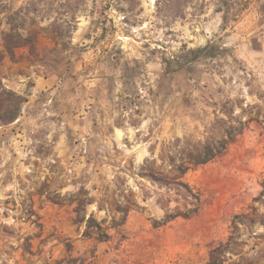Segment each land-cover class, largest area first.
<instances>
[{
	"label": "rangeland",
	"instance_id": "374dc122",
	"mask_svg": "<svg viewBox=\"0 0 264 264\" xmlns=\"http://www.w3.org/2000/svg\"><path fill=\"white\" fill-rule=\"evenodd\" d=\"M216 8L0 0V264H264V0Z\"/></svg>",
	"mask_w": 264,
	"mask_h": 264
},
{
	"label": "trees",
	"instance_id": "16d2710c",
	"mask_svg": "<svg viewBox=\"0 0 264 264\" xmlns=\"http://www.w3.org/2000/svg\"><path fill=\"white\" fill-rule=\"evenodd\" d=\"M214 3H217V8L215 9V12L217 14L222 15V20L224 22V25L231 23V22H237L241 16L244 14V12L248 9L250 0H211ZM19 101V104H22L24 102V99L22 97H19L17 99ZM19 114V108L16 107V111L13 112L11 109H8L6 112V115L4 117H0V122L3 124H8L11 122H14L18 118ZM234 140V131H228L225 135V137L219 141H217L213 146L206 147L204 152L199 155L198 157L191 159V162H193L195 165H201L206 164L209 161L221 156L224 154V152L227 150L228 146L233 142ZM189 170V167H179L178 171L183 177L187 171ZM155 181H158L155 179ZM181 185L187 189V191L192 194V191L189 187V185L185 183H181ZM198 200V198H197ZM200 207L199 205H193L191 209H185V211H177L174 214H169L166 216V218L163 221H153V225L155 228L161 227L170 221L177 219V218H184L188 219L191 216H194L198 213ZM94 230L97 237L100 240H104L108 238V235L104 233L102 226L93 218L90 217L87 221V231ZM229 243L222 244L219 247L215 248L211 252L210 260L205 264H228V261L226 260V257L228 255L227 247ZM240 258H243V255H239ZM243 264V263H238Z\"/></svg>",
	"mask_w": 264,
	"mask_h": 264
}]
</instances>
